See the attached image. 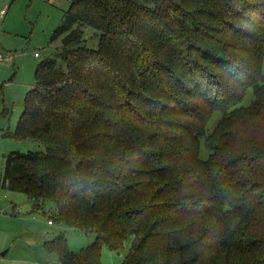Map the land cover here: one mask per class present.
Returning <instances> with one entry per match:
<instances>
[{"label": "trees", "instance_id": "trees-1", "mask_svg": "<svg viewBox=\"0 0 264 264\" xmlns=\"http://www.w3.org/2000/svg\"><path fill=\"white\" fill-rule=\"evenodd\" d=\"M54 38L5 135L44 150L11 152L1 186L95 240L45 249L101 264L133 237L123 264H264V0H70Z\"/></svg>", "mask_w": 264, "mask_h": 264}, {"label": "rangeland", "instance_id": "rangeland-1", "mask_svg": "<svg viewBox=\"0 0 264 264\" xmlns=\"http://www.w3.org/2000/svg\"><path fill=\"white\" fill-rule=\"evenodd\" d=\"M69 6L70 0H0V52L6 57L0 62V264H59L57 255L45 249L46 242L62 235L68 248L78 253L95 240L92 234L57 223L54 219L57 211L51 203H45L42 210L37 209L26 194L1 186L6 158L11 152L44 150L36 142L5 135L15 130L25 97L37 83L36 67L53 57L60 47L61 38L55 39L54 33ZM85 34L87 46L96 49L97 34L91 29H86ZM36 52L39 57L35 56ZM8 55L11 60L7 59ZM245 98L244 103L248 105L254 98L252 90L247 91ZM219 115H212L206 126L208 132L218 123ZM210 152L202 139L199 158L206 160ZM132 243L133 237H129L119 251L103 246L101 264H123Z\"/></svg>", "mask_w": 264, "mask_h": 264}, {"label": "built area", "instance_id": "built-area-1", "mask_svg": "<svg viewBox=\"0 0 264 264\" xmlns=\"http://www.w3.org/2000/svg\"><path fill=\"white\" fill-rule=\"evenodd\" d=\"M1 14H4V9L1 10ZM35 56L38 57V56H39V53H35ZM5 58H6L5 55H4L3 53L0 52V62L4 61ZM7 59H8V60H11V59H12L11 55H8ZM2 211H3V210H1V212H2ZM51 223H52V222L49 221V224H51Z\"/></svg>", "mask_w": 264, "mask_h": 264}, {"label": "crops", "instance_id": "crops-1", "mask_svg": "<svg viewBox=\"0 0 264 264\" xmlns=\"http://www.w3.org/2000/svg\"><path fill=\"white\" fill-rule=\"evenodd\" d=\"M36 53H38V52H36ZM39 56H40V55H39ZM39 56H38V57H39Z\"/></svg>", "mask_w": 264, "mask_h": 264}]
</instances>
